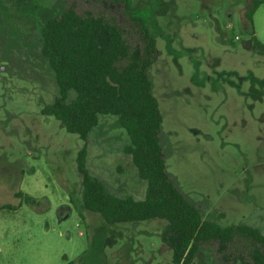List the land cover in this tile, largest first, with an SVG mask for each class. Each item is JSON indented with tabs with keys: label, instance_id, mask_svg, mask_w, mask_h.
<instances>
[{
	"label": "rangeland",
	"instance_id": "374dc122",
	"mask_svg": "<svg viewBox=\"0 0 264 264\" xmlns=\"http://www.w3.org/2000/svg\"><path fill=\"white\" fill-rule=\"evenodd\" d=\"M252 4L0 0V264H173L161 238L167 220L110 225L84 206L77 156L85 141L43 112L60 88L41 27L71 5L114 17L132 46L143 35L133 16L143 21L157 45L149 74L167 173L205 219L264 234V85L255 80L264 79V3L250 20ZM76 96L70 90L67 100ZM130 143L117 116L100 115L87 167L111 192L144 199L147 181L125 151ZM218 246L201 243L193 264L251 262L243 236L225 256Z\"/></svg>",
	"mask_w": 264,
	"mask_h": 264
},
{
	"label": "trees",
	"instance_id": "16d2710c",
	"mask_svg": "<svg viewBox=\"0 0 264 264\" xmlns=\"http://www.w3.org/2000/svg\"><path fill=\"white\" fill-rule=\"evenodd\" d=\"M117 1L129 8V0ZM263 3L253 0L247 11L250 20ZM133 19L139 21L143 31L142 43L135 46L125 39L124 28L114 17L103 12L79 13L75 5L48 18L41 27L42 53L60 88L59 96L43 112L55 116L69 132L85 141L77 156L84 206L100 213L110 225L167 220L161 238L173 251V264H193L203 242L218 241V252L225 256L236 236L252 244L248 264H264L263 233L249 225L222 226L205 219L167 173L160 143L163 117L149 74L157 54L156 40L138 16ZM255 80L264 85V79ZM70 90L77 96L68 101ZM105 114L117 116L130 137L125 151L132 156L140 177L147 181L144 199L111 192L87 167V140L98 127L100 115ZM27 201L35 202L32 198Z\"/></svg>",
	"mask_w": 264,
	"mask_h": 264
},
{
	"label": "crops",
	"instance_id": "0c3cea01",
	"mask_svg": "<svg viewBox=\"0 0 264 264\" xmlns=\"http://www.w3.org/2000/svg\"><path fill=\"white\" fill-rule=\"evenodd\" d=\"M0 252H2V248H1V245H0Z\"/></svg>",
	"mask_w": 264,
	"mask_h": 264
}]
</instances>
